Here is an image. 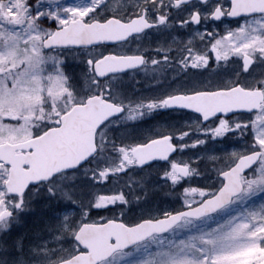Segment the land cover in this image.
I'll list each match as a JSON object with an SVG mask.
<instances>
[{
  "label": "snow or ice",
  "instance_id": "1",
  "mask_svg": "<svg viewBox=\"0 0 264 264\" xmlns=\"http://www.w3.org/2000/svg\"><path fill=\"white\" fill-rule=\"evenodd\" d=\"M229 19L235 27L206 26ZM161 26L175 29L167 48L134 45ZM53 50L63 59L48 55ZM172 63L174 86L133 98L126 85L137 69ZM40 84L64 95L37 93L30 104L12 105L15 118L0 117L17 139L52 133L49 168L39 167L29 146L23 183L0 156V264H113L129 249L140 253L130 264H264V0H125L119 7L111 0H0V98L23 97ZM232 97L258 103L211 107ZM93 98L107 109L98 122L82 129L75 116L64 118L68 100ZM169 107L194 119L143 141L127 139L131 129L119 138L109 130ZM78 134L90 137L82 150L70 143ZM197 146L195 157L173 158ZM6 149L23 151L15 143ZM134 182L143 197L130 195ZM37 200L51 216L34 236L52 235L25 248L11 227ZM233 206L235 214L196 227ZM90 226L102 235L87 238Z\"/></svg>",
  "mask_w": 264,
  "mask_h": 264
},
{
  "label": "rangeland",
  "instance_id": "2",
  "mask_svg": "<svg viewBox=\"0 0 264 264\" xmlns=\"http://www.w3.org/2000/svg\"><path fill=\"white\" fill-rule=\"evenodd\" d=\"M68 3H85L86 0H67ZM112 4L114 6L119 7L121 4L125 2V0H111ZM14 15V13H13ZM153 34V33H152ZM151 35V34H150ZM48 55L52 57H59L60 59H63V54L59 53L55 50L48 53ZM71 63H76L75 61H66ZM79 68L77 69V73L79 72ZM74 87H79V84L77 82V79L74 77L71 81ZM130 81H128L129 83ZM127 89L131 92L133 98L139 97L141 95H147V94H154L156 92L162 91L161 90H148V91H137L133 90L130 85H126ZM64 89H57L51 85L45 87L44 84H40L37 86L36 92H30L29 94L23 96V97H17V98H0V117L10 116L15 118L19 115V112L17 111L16 107H13L12 105L17 104H30L33 102L35 96L37 93L41 95V99H43L45 96L47 97H56V96H63L64 95ZM63 101L61 102V107H63ZM68 104L71 105V107L74 105L71 100L67 101ZM56 105L53 104V110H55ZM158 109L145 114L144 117L139 118L135 121H130L126 124H116L113 125L109 130L112 132V135L116 138H119L120 133L126 129H131L132 133L131 135L127 136V139H130L131 141H143L149 137L160 135L165 131L168 130H183V127L186 124L191 123V121L194 119V117L191 116H185L183 114H166L163 115L161 118H159L157 115L160 113L157 112ZM27 117V114H25ZM13 126L11 124H5L0 120V133L3 135H0V144L4 142H10V143H18L25 140H28L32 138L30 135L24 136L20 139H17L15 136H13L11 133H9L7 130L11 129ZM176 143H180V141H174ZM233 143L237 147L240 146L239 143H236L234 140ZM220 147V145H218ZM201 151V146H197L196 148H189L185 149L183 152H177L175 154V157H195L198 155ZM2 166V165H0ZM157 167H163L166 166L164 164L156 165ZM141 173L137 172L135 175L139 176ZM201 178L194 177V181H199ZM134 188V195L143 197L144 189H142L138 183H133ZM130 193V194H133ZM61 204H64L66 202H60ZM146 203V202H145ZM179 203V201H177ZM43 204V200H37L36 202V208L34 211H30L26 214H23L21 216L22 223H17L13 221L11 232L12 236L15 237L17 235H24V246L27 248V246L30 243H35L37 240H45L48 239L52 234L47 232L46 230L43 232V235L40 237H35L34 233L38 229H43L45 224V219L47 217L51 216V211L46 210L41 205ZM132 207H136L137 209L140 207L139 204L133 205ZM157 210H164L163 205H160ZM236 211H238V208L236 206H233L229 210H227V213L220 212L219 214L205 218L203 220H200L197 222L196 227L197 228H206V227H212L216 222L219 220H222L226 218V215L229 214H235ZM147 243V242H145ZM131 252V255L126 257L125 259L121 260L120 258H117L113 264H130L132 260H135L139 257L140 253L129 250Z\"/></svg>",
  "mask_w": 264,
  "mask_h": 264
},
{
  "label": "water",
  "instance_id": "3",
  "mask_svg": "<svg viewBox=\"0 0 264 264\" xmlns=\"http://www.w3.org/2000/svg\"><path fill=\"white\" fill-rule=\"evenodd\" d=\"M119 28H113L112 34H117ZM258 103V100H254L248 97H232L226 100H220L212 102L211 107H216L223 104H252ZM180 108V107H177ZM106 107L104 106L103 101H98L96 98L90 100L87 105H76L68 115L64 118L75 116L78 120L79 126L82 129H87L90 124L98 122L100 118L105 114ZM52 133L49 134V137ZM49 137H44L41 139H30L26 142L18 143L22 146L23 151H10L6 149V146L11 145V143H4L0 145V156H3L5 159L12 161L14 163V175L12 179L15 183H23L25 178L29 175V172L25 170L21 162L25 159H32L33 153L29 152V146L35 147V161L41 169H48L49 164ZM90 141V137L87 134H78L72 138L70 143H74L77 148H85ZM166 143V142H161ZM104 229L98 226H90L85 230V235L89 239H93L96 236L102 235Z\"/></svg>",
  "mask_w": 264,
  "mask_h": 264
},
{
  "label": "flooded vegetation",
  "instance_id": "4",
  "mask_svg": "<svg viewBox=\"0 0 264 264\" xmlns=\"http://www.w3.org/2000/svg\"><path fill=\"white\" fill-rule=\"evenodd\" d=\"M195 2V1H194ZM215 24L218 28H223L224 24H228L230 26L235 27L236 22L233 20H225L224 23L220 22H207L206 26L211 28ZM202 25L201 27H204ZM186 31V30H184ZM153 33V34H152ZM167 33L168 37L166 39H161V35ZM151 34V35H150ZM175 33V29H168L163 26L160 27L159 30H150L147 33L141 35L139 40L135 43H139L141 49L143 48H155L157 46H162L167 48L169 44L172 43L171 36ZM180 34V33H177ZM149 58H151L152 53L151 51L146 53ZM174 55H178V53H174ZM177 67L174 63L169 65L160 64L153 66L151 64H146L143 66V69H137L133 76L129 77V83L133 90L137 91H148V90H161L164 91L170 89L176 83L175 80H171L172 77L177 73ZM218 71H230L229 69H218ZM215 78L213 77V80ZM139 81V83H137ZM159 81V83H157ZM157 112L160 114L157 115L161 118L163 115L166 114H183L185 116H189L188 112L182 109L177 108H161L158 109Z\"/></svg>",
  "mask_w": 264,
  "mask_h": 264
}]
</instances>
